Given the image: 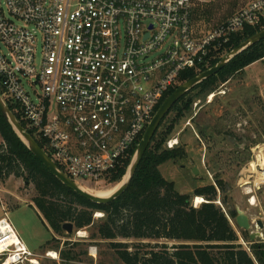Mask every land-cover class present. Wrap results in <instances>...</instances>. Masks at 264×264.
Wrapping results in <instances>:
<instances>
[{
	"label": "built area",
	"instance_id": "built-area-1",
	"mask_svg": "<svg viewBox=\"0 0 264 264\" xmlns=\"http://www.w3.org/2000/svg\"><path fill=\"white\" fill-rule=\"evenodd\" d=\"M256 27L264 0L202 33L194 0H0V95L61 171L99 188L183 74L210 69L232 37ZM2 222L11 233L0 229V264H39Z\"/></svg>",
	"mask_w": 264,
	"mask_h": 264
},
{
	"label": "trees",
	"instance_id": "trees-1",
	"mask_svg": "<svg viewBox=\"0 0 264 264\" xmlns=\"http://www.w3.org/2000/svg\"><path fill=\"white\" fill-rule=\"evenodd\" d=\"M263 28H246L232 37L225 54ZM222 54V51L214 54L216 58L209 68L221 61ZM261 59H264V41L234 57L217 75L195 88L211 94L216 90V84H226L233 75ZM207 69L204 68L202 72ZM196 76L194 71L186 72L181 82L190 81ZM175 91L171 90L166 99ZM183 98L172 109H178ZM184 106L188 109L189 103ZM9 107L33 136L34 132L22 121L15 108L12 105ZM0 137V180L5 182L15 177L22 179L27 186H33L36 196L30 206L35 208L42 223L53 233L46 245L56 240L53 236L64 234V224L71 223L74 232L93 229L91 240L114 246L126 264H264V242H256L245 249L229 218L235 219V212L230 211L227 216L217 204L219 191L222 194L227 192L225 184L218 181L216 185L196 188L193 194H181L174 183L163 177L160 167L168 161L184 159L187 152L180 147L165 149L164 140L157 138V132L127 191L106 205L91 202L63 185L31 153L1 113ZM36 141L45 149L40 139ZM136 149L137 146L123 167L109 175L110 183L117 185L122 181ZM194 197H202L205 202L194 207ZM223 203H227L226 199H223ZM97 212L104 215L100 220L94 219ZM241 235L248 239L247 232L243 231ZM119 240L132 243H121Z\"/></svg>",
	"mask_w": 264,
	"mask_h": 264
},
{
	"label": "rangeland",
	"instance_id": "rangeland-1",
	"mask_svg": "<svg viewBox=\"0 0 264 264\" xmlns=\"http://www.w3.org/2000/svg\"><path fill=\"white\" fill-rule=\"evenodd\" d=\"M250 1L194 0L197 31L202 33L215 29ZM215 88L211 94H205L199 88L193 89L184 96L178 109H172L166 115L157 130V138H163L165 149L184 148L187 155L182 160L164 163L160 170L181 194H193L196 188L216 185L218 181L225 184L227 192L222 194L219 191L217 204L227 216L230 211L235 212V219L229 218L238 231L240 244L249 249L252 245L249 238L254 232L262 234L256 242H264V229L257 226L258 221L264 224V181L257 180L260 168L256 173L250 170V164L258 162L264 148V59L233 75L226 84L219 82ZM185 103H189L188 109L184 108ZM131 164L117 185L124 181ZM108 179L102 187L81 188L91 193L117 186ZM77 182L81 184V181ZM249 191L250 194L247 193ZM35 196L33 186H27L22 179L10 177L5 182L0 180V219L7 217L27 248L38 255L39 264H126L114 246L91 240L93 229L53 236L56 240L41 248L52 239V234L35 208L30 206ZM253 198L255 206L250 204ZM195 199L193 205L197 207ZM223 199H226V204ZM238 210L249 217L250 230L237 226ZM102 217L103 213L94 214L95 220ZM243 231L247 232V240L241 235ZM79 232L84 236L79 237ZM51 251L57 254L56 259L48 256Z\"/></svg>",
	"mask_w": 264,
	"mask_h": 264
},
{
	"label": "water",
	"instance_id": "water-1",
	"mask_svg": "<svg viewBox=\"0 0 264 264\" xmlns=\"http://www.w3.org/2000/svg\"><path fill=\"white\" fill-rule=\"evenodd\" d=\"M264 41V30L260 31L250 39L241 43L238 47L232 50L230 53L224 56L221 61L215 65L214 67L204 71L199 74L192 80L181 85L170 97H168L163 104L160 106L159 110L153 117L151 123L149 124L147 130L145 131L141 141L139 142L134 158L132 159V164L130 171L127 173L124 181L118 186V188L114 191L112 195L106 198L97 197L83 188H81L78 184L72 181L63 171L59 169V167L55 164V162L46 154V152L40 147L36 139L30 135L25 128L21 125L17 117L11 111L9 106L4 102L0 95V113L3 118L8 122L11 128L15 131V133L20 137V139L26 144L31 153L67 188L76 192L83 198L94 202L99 205H106L114 202L116 199L120 198L128 189L139 165L141 164L143 157L155 136L159 126L162 121L166 117V115L170 112L172 107L183 98L188 92L192 91L198 84L203 81L217 75L220 71L224 69V67L237 55L247 50L250 47H253ZM195 175H198L197 169H194ZM236 224L240 229L248 231L251 229V222L249 217L241 210H238V215L236 217ZM257 226L262 230L264 229V224L262 221L257 222ZM63 230L71 235L74 233V226L71 223H67L63 225ZM262 234L260 232H254L250 235L251 244L256 243L258 238H261Z\"/></svg>",
	"mask_w": 264,
	"mask_h": 264
},
{
	"label": "bare ground",
	"instance_id": "bare-ground-1",
	"mask_svg": "<svg viewBox=\"0 0 264 264\" xmlns=\"http://www.w3.org/2000/svg\"><path fill=\"white\" fill-rule=\"evenodd\" d=\"M212 97H214V96H212ZM259 168H260L261 171H260V174L257 177V180L258 181H264V148H263V152L259 156L258 162L250 164V170H251L252 173H256L257 171H259L258 170ZM125 179H127V177ZM118 186L119 185H117V186H115L113 188H110V189L94 190V191H91V194H93V195H95L97 197L106 198V197H109L110 195H112L114 193V191L118 188ZM247 193L250 194V191L247 192ZM195 201H196L197 207L205 202L204 198H202V197H196ZM255 203H256L255 199L253 198L250 201V204L252 206H255L256 205ZM99 215H101V214H99ZM0 229H2L7 234L11 233V231L9 230V227L7 226V224L5 222L0 223ZM78 236L79 237H83L84 233L83 232H79ZM10 240L15 245L19 244L18 243L19 239H17V237H15L13 235L10 236ZM48 256L51 257L52 259H56L57 258V254L55 252H52V251L48 254Z\"/></svg>",
	"mask_w": 264,
	"mask_h": 264
},
{
	"label": "crops",
	"instance_id": "crops-1",
	"mask_svg": "<svg viewBox=\"0 0 264 264\" xmlns=\"http://www.w3.org/2000/svg\"><path fill=\"white\" fill-rule=\"evenodd\" d=\"M50 232H51V231H50ZM51 234L53 235L52 232H51ZM50 240H51V239H50ZM50 240H49V241H50ZM49 241H47L45 244H43V245L41 246V248L44 247Z\"/></svg>",
	"mask_w": 264,
	"mask_h": 264
}]
</instances>
